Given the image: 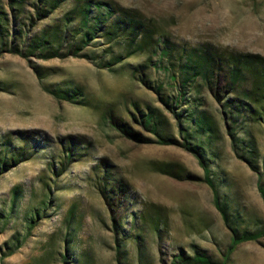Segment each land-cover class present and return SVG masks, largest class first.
Instances as JSON below:
<instances>
[{
    "label": "rangeland",
    "instance_id": "obj_1",
    "mask_svg": "<svg viewBox=\"0 0 264 264\" xmlns=\"http://www.w3.org/2000/svg\"><path fill=\"white\" fill-rule=\"evenodd\" d=\"M230 53L264 56V0H0V264H221L231 230L257 239L226 264H264V131L225 106L249 87Z\"/></svg>",
    "mask_w": 264,
    "mask_h": 264
},
{
    "label": "trees",
    "instance_id": "obj_2",
    "mask_svg": "<svg viewBox=\"0 0 264 264\" xmlns=\"http://www.w3.org/2000/svg\"><path fill=\"white\" fill-rule=\"evenodd\" d=\"M77 1L90 4L92 0H77ZM105 10L108 11L109 8ZM138 29H139L138 26H134L132 28L133 33L136 32ZM150 41H151V32L149 30L143 31V36H142L143 44L146 43L149 44ZM150 46L151 45H149L148 47ZM114 59L116 61H120L122 58L118 56ZM224 62L226 64V69L228 68V72H226V74L224 75L226 78V85H225L226 87L238 83V81L244 76L248 77L249 80V87L243 90V93H241L242 95H240L241 97H234V98L230 97V99H228L225 102V106L227 107L231 106L234 109V111L238 113L244 110L245 115L251 120V122L253 124H257L259 127H262L264 131V56H261L259 54H248V53H230L229 55H227ZM219 63L220 62L218 59H213V57L206 55L205 57L200 58L198 62H196L195 66H193V69L194 68L197 70L199 69L202 72V74L204 73L205 77L214 74L216 75L218 80L219 71L222 70V68L219 67ZM217 91L219 90L217 89ZM147 117L148 118L144 119V126L146 128H148L147 126H150L152 124L151 115ZM205 125L207 126V120L205 119H201V121L198 123V127H203ZM117 127L128 138L136 140L137 142L139 140L141 141L143 140L139 138V136L136 135L135 133L130 132L126 127L122 125H117ZM151 131H153V133L158 137V135L155 133V127L151 129ZM184 146L187 150H191L192 153L198 158L199 164L203 166V171L206 175L205 182L209 184L211 187H213L211 182L208 180L209 170L205 166L204 161L202 159L203 157L200 153L202 147L196 145L195 147H193V149H191L187 144H185ZM260 165L264 173V150ZM158 171L164 175H172L171 171L167 169L160 168L158 169ZM218 208L220 212L223 214L222 209H220V207ZM231 233L232 236L230 238L226 252L222 258L221 264H226L229 261L231 254L234 252V250L236 249L239 243L246 240L257 239L256 235H248V234L239 235L235 230H231ZM184 261L185 259H181V258L179 259V261L175 260V262H179L178 264H186L184 263ZM192 262L195 264H215L210 262L209 259L204 255H196L195 257L192 258Z\"/></svg>",
    "mask_w": 264,
    "mask_h": 264
}]
</instances>
